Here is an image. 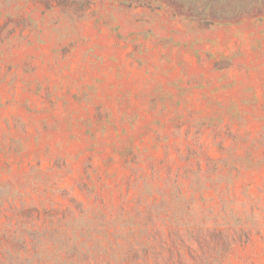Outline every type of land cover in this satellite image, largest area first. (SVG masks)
<instances>
[{
  "label": "rangeland",
  "instance_id": "rangeland-1",
  "mask_svg": "<svg viewBox=\"0 0 264 264\" xmlns=\"http://www.w3.org/2000/svg\"><path fill=\"white\" fill-rule=\"evenodd\" d=\"M0 264H264V0H0Z\"/></svg>",
  "mask_w": 264,
  "mask_h": 264
}]
</instances>
